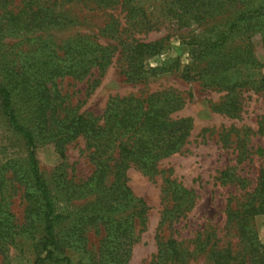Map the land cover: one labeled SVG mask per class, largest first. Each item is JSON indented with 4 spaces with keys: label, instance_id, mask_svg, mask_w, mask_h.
I'll list each match as a JSON object with an SVG mask.
<instances>
[{
    "label": "trees",
    "instance_id": "trees-1",
    "mask_svg": "<svg viewBox=\"0 0 264 264\" xmlns=\"http://www.w3.org/2000/svg\"><path fill=\"white\" fill-rule=\"evenodd\" d=\"M91 1L100 7L119 5L125 14L124 23L112 17L102 29L103 34L108 33L115 39V45H103L96 35L79 33L62 44L54 41L46 48L47 41L44 45L36 43L41 38L39 35L34 39L36 47L29 50L33 56L28 63H19L18 55L13 52H2L4 33L23 32L24 38L30 41V36L36 32L71 23L73 20L68 10L57 12L53 5L45 6L41 2L38 6V0H29V8L16 12L5 6L0 14V17L9 19L0 24V123L17 133L26 146L23 158H10L4 167L13 168L11 178L25 181L28 187L26 222L20 232L30 233L28 229L33 227L37 218L43 221L38 247L45 255H38L34 264H73L68 255L61 254L64 249L58 221L63 215L57 213L56 193L40 170L37 147L41 140L53 143L62 158L66 157V145L80 136L85 137L86 147L92 150L96 166L92 176L83 183L63 180L66 184L59 192V195H65L67 202L89 194L96 195V203L81 208L77 214L79 222L74 223L72 232L78 235L76 240L81 243L86 239L87 225L102 229L105 234L96 255L89 262L78 264H127L136 241L135 218L138 217L144 225L146 209L144 200L136 197L128 185L126 171L134 164L146 174L155 176L161 172L157 160L181 151L191 134L190 118L171 116L184 104L183 98L175 92L164 90L143 97H114L107 103L103 114L96 116L69 108L58 79L65 76L84 79L94 68L100 70L101 76L118 49L128 82L142 81L149 74L158 75L178 68L182 66L179 60L166 59L155 66H148L145 62L147 57L163 50L169 36L145 41L133 35L162 28L181 30L194 20L202 22L222 12L229 13V16L213 26L215 38L191 43L190 61L183 76L189 80L201 79L204 84L225 91L224 100L212 103V108L236 117L243 109V89L251 83L247 72L264 68L252 46V37L256 33H262L264 45V5L255 7L254 0ZM33 4L37 7L32 8ZM238 32L242 36L232 47L229 42ZM41 50L42 55H35ZM98 81L95 79L93 83ZM257 83L258 90L264 92V73ZM221 177L230 179L233 174L225 170ZM7 179L10 177L0 171V182ZM163 192L171 202V207L165 208L163 224L171 213L179 217L194 204V191L175 179H165ZM124 205L132 207L129 215L118 214ZM226 212L229 223L236 229L238 252L235 253L230 246H211L208 250L210 259L219 264H264V243L258 238L254 223L255 216L264 213V168L246 201L236 207L227 205ZM73 234L67 236L75 243ZM205 241H199L197 251L206 250ZM193 253L176 238L169 237L159 241L158 253L149 264H175L186 261Z\"/></svg>",
    "mask_w": 264,
    "mask_h": 264
},
{
    "label": "rangeland",
    "instance_id": "rangeland-1",
    "mask_svg": "<svg viewBox=\"0 0 264 264\" xmlns=\"http://www.w3.org/2000/svg\"><path fill=\"white\" fill-rule=\"evenodd\" d=\"M28 1L0 0V14L5 8L17 12L28 6ZM41 2L45 6H55L57 12L67 9L73 21L36 32L30 36V41L24 38L23 32L4 33L2 52L18 55L19 63H28L31 59L33 54L29 50L36 47L34 39L39 35L41 38L36 43L44 45L47 41L46 48L54 41L62 44L67 38L79 33L94 34L100 44L115 45L116 41L111 35L102 33L103 26L112 17L125 22V14L119 5L100 7L91 0H72L67 3L61 0H38V6ZM254 2L255 7L264 5V0ZM36 7V4L32 5V8ZM227 16L229 13L222 12L202 22L194 20L181 30L162 28L159 31L134 34L136 38L145 41L169 36L163 50L145 60L148 66L158 65L166 59L181 62L182 66L165 73L149 74L148 78L138 82L126 81L123 74L124 62L118 49L103 75L100 76V70L94 68L84 79L72 76L58 79L65 104L77 113L91 112L101 116L111 98L128 95L143 97L151 92L164 90L175 92L184 100L183 106L171 114L173 118L191 119V134L182 150L159 158L157 166L161 172L155 176L146 174L134 164L126 171L128 185L136 197L144 200L146 209L144 225L138 217L135 218L136 241L127 264L151 263L158 253L159 241L169 237L176 238L194 252L186 261L175 264H219L208 255L211 246H230L235 253L238 252L239 239L234 225L228 221L226 207H236L246 201L264 168V92L257 88V81L261 79L264 68H253L247 72L251 83L243 89V109L236 117L212 108V103L224 100L225 91L204 84L201 79L189 80L183 76L185 66L190 61L191 43L215 38L216 30L213 26L228 18ZM8 20V17H0V24L7 23ZM241 36L239 32L234 35L229 42H232V47ZM261 36L262 33H256L252 37V46L257 59L264 64ZM35 55H42V50ZM95 79H99L98 83H93ZM253 80L256 81L255 84ZM42 142L43 140L37 147L40 170L56 193L57 213L63 215L58 221L64 249L61 254L68 255L73 264L89 262L98 252L104 230L87 225L83 243L77 242L79 237L72 230L81 208L92 207L96 203V195L89 194L67 202L65 195H59V192L66 184L63 180L72 179L75 183H83L92 176L96 168L92 150L86 147L85 137L80 136L66 145V157L62 158L53 143ZM25 154L24 140L0 123V171L10 177V180L0 182V264H34L38 255H45L38 247L43 224L40 218L28 229L30 233L20 232L26 222L28 187L25 181L11 178L13 168L4 167L10 158L20 159ZM225 170H229L233 177L223 179L221 172ZM168 177L194 191V204L179 217L171 213L168 221L163 224L165 208L171 207V202L163 192L165 179ZM120 208L118 214L123 216L129 215L133 210L130 205ZM254 223L258 238L264 243V213L257 214ZM70 234L75 236V243L72 242V237L67 236ZM201 239L206 240L207 245L206 250L200 252L196 245Z\"/></svg>",
    "mask_w": 264,
    "mask_h": 264
}]
</instances>
